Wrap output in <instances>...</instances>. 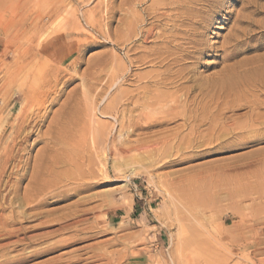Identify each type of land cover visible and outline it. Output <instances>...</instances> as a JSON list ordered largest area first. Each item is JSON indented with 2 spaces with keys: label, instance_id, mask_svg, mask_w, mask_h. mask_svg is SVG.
<instances>
[{
  "label": "rangeland",
  "instance_id": "rangeland-1",
  "mask_svg": "<svg viewBox=\"0 0 264 264\" xmlns=\"http://www.w3.org/2000/svg\"><path fill=\"white\" fill-rule=\"evenodd\" d=\"M186 1L0 0V196L47 202L0 212L31 237L0 261L264 264V0ZM163 98L176 117L143 129Z\"/></svg>",
  "mask_w": 264,
  "mask_h": 264
},
{
  "label": "bare ground",
  "instance_id": "bare-ground-1",
  "mask_svg": "<svg viewBox=\"0 0 264 264\" xmlns=\"http://www.w3.org/2000/svg\"><path fill=\"white\" fill-rule=\"evenodd\" d=\"M184 1V0H183ZM186 1V0H185ZM210 1V0H209ZM175 2V1H174ZM187 2V1H186ZM177 3V2H176ZM208 3V2H207ZM136 4H138V3H136ZM175 4V3H174ZM178 4V3H177ZM180 4H181V2H180ZM182 4H183V2H182ZM186 5H187V3H185ZM192 4V3H191ZM191 4H190V6H191ZM176 5V4H175ZM185 5V6H186ZM205 5V4H204ZM213 5V4H212ZM212 5H211V3L210 4H206V11H207V13L209 12V10L211 9V7H212ZM38 6V5H37ZM159 6V5H158ZM161 6V5H160ZM179 6V5H178ZM181 6V5H180ZM189 6V7H190ZM155 7V6H154ZM162 7V6H161ZM176 7V6H175ZM174 7V8H175ZM159 8V7H158ZM165 8V7H164ZM178 8V7H177ZM179 8H181V7H179ZM185 8V7H184ZM186 8H188V7H186ZM191 8V7H190ZM196 8H197V6H196ZM156 8H154L153 10H155ZM202 9V8H201ZM213 9V8H212ZM158 10V9H157ZM174 10V9H173ZM178 10V9H177ZM181 9H179V11H180ZM184 10V9H183ZM156 11V10H155ZM154 11V12H155ZM171 11V10H170ZM178 11V12H179ZM187 11V10H186ZM146 12H148V11H146ZM151 12V11H150ZM153 12V13H154ZM175 12V11H174ZM173 12V13H174ZM181 12H182V10H181ZM188 12L190 13V11L188 10ZM197 12V11H196ZM156 13V12H155ZM154 13V14H155ZM159 13V12H158ZM161 13H162V11H161ZM177 13V12H176ZM180 13V12H179ZM193 13V12H192ZM201 13V12H200ZM204 13V12H203ZM109 14V13H108ZM160 14V13H159ZM169 14H171V13H169ZM184 14H185V12H184ZM187 15H188V13H186ZM194 15L195 14H197V13H193ZM126 15V14H125ZM177 15V14H176ZM181 15V14H180ZM200 15V14H199ZM204 15V14H203ZM208 15V14H207ZM129 16V15H128ZM130 16H131V14H130ZM156 16V15H155ZM159 16H161V15H159ZM186 15H184V17H185ZM191 16V15H190ZM162 17V16H161ZM184 17H182V19H184ZM189 17V16H188ZM188 17H187V19H188ZM196 17V16H195ZM202 17V16H201ZM204 17V16H203ZM209 17V16H208ZM111 18V17H110ZM127 18V17H126ZM149 18V17H148ZM154 18H156V17H154ZM191 18H192V16H191ZM211 18V17H210ZM181 19V18H180ZM190 19V18H189ZM134 20H136V19H134ZM152 20H153V18H152ZM176 20V19H175ZM192 20V19H191ZM208 19L207 18H205V19H203V21H202V19L201 20H199L198 22H196L199 26H200V28H204L203 26L205 25V23H208ZM136 22H137V20H136ZM178 22V21H177ZM181 22V21H180ZM187 22V21H186ZM191 22V21H190ZM195 22V21H194ZM179 23V22H178ZM189 23V22H188ZM180 24V23H179ZM179 24H177V26L179 25ZM185 24V23H184ZM191 24V23H190ZM220 24V23H219ZM237 24H239V23H237ZM182 25V24H181ZM186 25V24H185ZM189 25V24H188ZM177 26H174V27H177ZM190 26V25H189ZM193 26V25H192ZM195 26V25H194ZM193 26V27H194ZM208 26V25H207ZM222 25H217L215 28H216V30H221V29H223V27H221ZM171 27V26H170ZM191 27V26H190ZM189 27V28H190ZM185 28L187 29V27L185 26ZM185 28H182V29H185ZM199 28V27H198ZM197 28V29H198ZM181 29V28H180ZM191 29V28H190ZM205 29V28H204ZM192 30H193V28H192ZM200 30V29H199ZM175 31V30H174ZM176 31H178V30H176ZM184 31V30H183ZM203 31V30H202ZM152 32V31H151ZM188 32V31H187ZM189 32H191V31H189ZM181 33V32H180ZM184 33V32H183ZM78 34V33H77ZM185 34H187V33H184L183 35L184 36H186ZM193 34V33H192ZM200 34V33H199ZM174 35V34H173ZM189 34H187V36H188ZM166 36V35H165ZM169 36V35H168ZM172 36V35H171ZM183 36V37H184ZM194 37V36H193ZM202 37V36H201ZM164 38V37H163ZM162 38V39H163ZM166 38V37H165ZM169 38H171V37H169ZM175 38V37H174ZM180 38V37H179ZM195 38V37H194ZM200 38V37H199ZM8 39V38H7ZM33 39V38H32ZM176 39V38H175ZM178 39V38H177ZM185 39V38H184ZM198 39V38H197ZM189 40V39H188ZM202 40V39H201ZM174 41V40H173ZM177 41V40H176ZM185 41V40H184ZM161 42V41H160ZM168 42V41H167ZM170 42V41H169ZM201 42H203V41H201ZM24 43V42H23ZM162 43H164V42H162ZM161 43V44H162ZM237 43H239V42H237ZM242 43V42H241ZM169 44V43H168ZM187 44V43H186ZM192 45V49H194L197 53H199V50L198 49H195V48H197V47H200L201 46V44L202 43H200L198 40H193V41H190V43H189V45ZM204 44V43H203ZM202 44V45H203ZM164 45H165V43H164ZM178 45V44H177ZM176 45V46H177ZM181 45V44H180ZM207 45V44H206ZM236 45V44H235ZM15 46V45H14ZM168 46V45H167ZM175 46V45H174ZM205 46V45H204ZM209 46V45H208ZM232 46H234V45H232ZM170 47V46H169ZM3 48V47H2ZM159 48H161V47H159ZM202 48H204L203 46H202ZM236 48V47H235ZM240 48V47H239ZM166 49H167V47H166ZM201 49V48H200ZM168 50V49H167ZM189 50V49H188ZM202 50V49H201ZM208 50V49H207ZM190 51V50H189ZM192 52V51H191ZM8 53V52H7ZM188 53V52H187ZM193 53V52H192ZM196 53V54H197ZM204 53V52H203ZM54 54V53H53ZM192 55V54H191ZM235 55V54H234ZM162 56V55H161ZM26 57V56H25ZM24 57V58H25ZM168 57H170V56H168ZM196 57V56H195ZM199 57V56H198ZM165 58V57H164ZM188 58V57H187ZM192 59H193V57H191ZM145 59V58H144ZM159 59V58H158ZM176 59V58H175ZM175 59H173V62H174V64H175V62H176V60ZM181 59V58H180ZM189 59H190V57H189ZM163 60V59H162ZM142 61V60H141ZM171 61V60H170ZM178 61H180V60H178ZM183 61V60H182ZM147 62V61H146ZM194 62V61H193ZM140 63V62H139ZM210 63V62H209ZM182 64V63H181ZM172 65V64H171ZM190 65V64H189ZM183 67H185V65L183 66ZM183 67H182V69H183ZM184 69H186V68H184ZM62 70V69H61ZM189 69H187V71H188ZM58 71V70H57ZM57 71L55 72V74L53 75V78L52 77H50V75L48 74V73H45L44 71H43V74H42V77H39V81H37V79L36 80H28L27 82H26V84H24V87L22 88V90H23V92L24 91H31V90H34V89H38L40 86H42V85H45V84H47V83H49L50 81H53L54 83L55 82H57V80H56V78H55V76H56V74H57ZM64 71V70H63ZM182 72H183V70H181ZM39 72H42V71H39ZM179 72H180V70H179ZM179 72L177 71V75L179 74ZM182 72H180V73H182ZM163 73V72H162ZM252 73H254L253 75H255L256 76V79L257 80H260L259 82H260V84L262 85V87H261V90L264 92V71L263 72H261V73H259V74H255V72H253L252 71ZM251 73V74H252ZM249 74H250V72H249ZM43 75H46L47 76V78H45V77H43ZM180 75V74H179ZM167 76V75H166ZM175 76V75H174ZM182 76V75H181ZM243 76V75H242ZM178 77V76H177ZM249 77H251L250 75H249ZM149 78V77H148ZM168 78V77H167ZM253 78V77H252ZM183 79H184V77H183ZM235 79V78H234ZM13 80V79H12ZM162 80V79H161ZM194 80V79H193ZM236 80V79H235ZM235 80H231V78H229L228 80H226V81H224L222 84H221V86H222V88H225V89H227V90H231L233 87H235V86H233V84H235V82L237 83V81H235ZM240 80V79H239ZM152 81V80H151ZM164 80H162L160 83H162ZM182 81V80H181ZM159 81H157L156 83H158ZM171 82V81H170ZM170 82H168V85H169V83ZM259 82H258V85H260L259 84ZM8 83V82H7ZM65 83V82H64ZM188 83V82H187ZM163 84L165 85V81L163 82ZM163 84H160V85H158L159 87L161 86V85H163ZM166 84H167V82H166ZM172 84V83H171ZM212 84V83H211ZM246 84V83H245ZM250 84H252V82L250 83ZM249 84V85H250ZM157 85V84H156ZM163 85V86H164ZM188 85V84H187ZM186 85V86H187ZM248 85V84H247ZM254 85H255V83H254ZM257 85V86H258ZM7 86V85H6ZM113 86V85H112ZM152 86H153V84H152ZM183 86V85H182ZM181 86V87H182ZM255 87V88H258V87ZM151 87V86H150ZM157 87V86H156ZM166 87V86H165ZM171 87V86H170ZM237 87V86H236ZM240 87V86H239ZM149 88V87H148ZM176 88V87H175ZM186 88V87H185ZM189 88H191V87H189ZM167 89V88H166ZM179 89H180V86H179ZM182 89V88H181ZM203 89V88H202ZM238 89V88H237ZM249 89V88H248ZM57 90V89H56ZM178 90V89H177ZM191 90V89H190ZM260 90V89H259ZM184 91H186V90H184ZM183 91V92H184ZM198 91H200V90H198ZM253 91V90H252ZM261 91V92H262ZM144 92V91H143ZM187 92H188V90H187ZM186 92V93H187ZM191 92V91H190ZM221 92V91H220ZM246 92L249 94V92L246 90ZM35 93V92H34ZM148 93V92H147ZM180 93V92H179ZM186 93H183L182 94V97H183V105H182V107H184V108H188V106H189V104H188V99H187V97H189L188 96V94H186ZM232 93V92H231ZM246 93V94H247ZM257 93H258V91H257ZM148 94H150V93H148ZM159 94V93H158ZM173 94V93H172ZM177 94V93H176ZM200 94V93H199ZM202 94H203V91H202ZM138 95V94H137ZM207 95H210V93L209 94H207ZM206 95V96H207ZM232 95V94H231ZM243 95V94H242ZM253 95V94H252ZM142 96H143V94H142ZM147 96V95H146ZM192 96H196V94L195 95H192ZM263 96V95H262ZM35 97V96H34ZM135 97V96H134ZM139 97H140V95H139ZM197 97H199V95H197ZM200 97H201V95H200ZM202 97H203V95H202ZM247 97V96H246ZM258 97H259V95H258ZM28 98V97H27ZM31 98H33V97H31ZM28 99L29 101H32V99ZM55 98V97H54ZM133 98V97H132ZM173 98V97H172ZM191 98H193L194 99V97H191ZM236 98V97H235ZM190 99V98H189ZM200 99V98H199ZM256 99V98H255ZM209 100V99H208ZM254 100V99H253ZM257 100H258V98H257ZM151 101V100H150ZM229 101V100H228ZM235 101V100H234ZM239 101V100H238ZM241 101H243V100H241ZM247 101V100H246ZM255 101V100H254ZM51 102V101H50ZM190 102V101H189ZM214 102V101H213ZM120 103V102H119ZM202 103V102H201ZM208 103V102H207ZM236 103V102H235ZM241 103V102H240ZM243 103V102H242ZM249 102L247 101V103H246V105L248 104ZM44 104V103H43ZM209 104V103H208ZM124 105V104H123ZM180 103H179V101H175V99H171V98H163V99H161V100H157L156 102L154 101V103H153V106H152V108H151V110L152 111H158V113H157V115L158 114H164V116L163 117H155V116H153V114L151 115H146L145 116V123H146V127L145 128H143V129H145V130H150L151 128H155V127H161L162 125H164L165 123H169V121L173 118H175L176 116L174 115V114H171V112L172 111H174L175 109H177V108H179L180 106ZM196 105V104H195ZM194 105V106H195ZM242 105V104H241ZM32 106V105H31ZM193 106V107H194ZM120 107V106H119ZM132 107V106H131ZM143 107H145V106H143ZM142 107V108H143ZM198 107V106H197ZM240 107V106H239ZM229 108V107H228ZM247 108H250V107H247ZM127 109V108H126ZM139 109V108H138ZM145 109V108H144ZM189 109V108H188ZM209 109H210V107H209ZM230 109V108H229ZM196 110V109H195ZM195 110H194V112H195ZM259 110H261V111H263L262 113H256L255 111H258L259 112ZM71 111V110H70ZM136 111V110H135ZM144 110H142V112H143ZM146 111V110H145ZM150 111V110H149ZM184 111H187V110H184ZM190 111V110H189ZM193 111V110H192ZM192 111H190L191 113H193ZM214 112V111H213ZM212 112V113H213ZM249 112H252V114H253V112H255L254 113V116H252V117H254L253 119L255 120V121H259V120H264V102H260V103H257L256 104V102H253V103H251V109H250V111ZM121 113V112H120ZM173 113V112H172ZM188 113V112H187ZM209 113H210V110H209ZM216 113V112H215ZM221 113V112H220ZM69 114V113H68ZM117 114V113H116ZM121 115V114H120ZM138 115V114H137ZM33 116V115H32ZM161 116V115H160ZM189 116V115H188ZM195 116V115H194ZM248 116H250V115H248ZM131 117H132V115H131ZM134 117V116H133ZM142 117V116H141ZM182 117H184V116H182ZM186 117H187V115H186ZM192 117V116H191ZM252 117H249V118H252ZM38 118V117H37ZM179 118V117H178ZM207 118H209V117H207ZM44 119V118H43ZM53 119V118H52ZM144 119H142V120H144ZM191 119V121H192V119L194 120V118H189V119H186L185 118V120H190ZM252 119V120H253ZM250 120V119H249ZM251 120V121H252ZM178 121V120H177ZM50 122V121H49ZM138 122H139V120H138ZM141 122V121H140ZM187 122V121H186ZM218 122V121H217ZM142 123V122H141ZM171 123V122H170ZM173 123V122H172ZM194 123V122H193ZM220 123H221V121H220ZM223 123V122H222ZM255 123V122H254ZM261 123V122H260ZM188 124V123H187ZM192 124V123H191ZM216 124V123H215ZM224 124V123H223ZM136 125V124H135ZM166 125V124H165ZM205 125V124H204ZM220 125V124H219ZM218 125V126H219ZM145 126V125H144ZM218 126H216V127H218ZM223 126V125H222ZM221 126V127H222ZM224 126H225V124H224ZM227 126V125H226ZM220 127V126H219ZM220 127V128H221ZM92 128V127H91ZM90 128V129H91ZM214 128V127H213ZM216 129V128H215ZM94 131V130H93ZM177 131V130H176ZM214 131V130H213ZM222 131V130H221ZM154 132V131H153ZM93 134V133H92ZM153 134V133H152ZM249 134V133H248ZM103 135L104 134H100L99 133V137H100V139L103 137ZM151 135V134H150ZM179 135V134H178ZM194 135H195V133H194ZM238 135V134H237ZM160 136V135H159ZM173 136V135H172ZM200 136V135H199ZM240 136V135H239ZM195 137H197V136H195ZM14 138V137H13ZM161 138H162V143L160 142V144H162V145H165L166 144V141H168V139H169V136H164V135H162L161 136ZM152 139V138H151ZM43 141V140H42ZM196 141H198V140H196ZM203 141V140H202ZM27 142V141H26ZM52 143V142H51ZM56 143V142H55ZM159 144V143H158ZM187 144V143H186ZM202 144V143H201ZM19 145V144H18ZM145 145H148V146H145ZM143 144V145H141V148H145V147H154L156 144L154 143H151V142H149V143H147V144ZM162 145H160L159 147H161ZM196 146V145H195ZM200 146V145H199ZM139 147V146H138ZM157 147V146H156ZM9 148V147H8ZM12 149V148H11ZM154 150V149H153ZM15 151V150H14ZM52 152V151H51ZM7 157H9V156H6V158ZM21 162V161H20ZM11 164V163H10ZM49 164V163H48ZM12 166V165H11ZM54 167V166H53ZM102 167V166H101ZM9 168V167H8ZM24 169V168H23ZM103 169V168H102ZM37 170V169H36ZM53 171V170H52ZM13 172V171H12ZM21 173V172H20ZM48 175V174H47ZM18 183V182H17ZM39 187V186H38ZM41 189V188H40ZM39 191V190H38ZM57 194V193H56ZM33 197H34V195H32ZM16 197V196H15ZM33 197H29V196H24V197H22V198H20V199H18V197L17 198H9V197H6V196H0V212H3V211H5V210H7V209H9V211H10V213H12L13 214V208L12 207H14V203L15 202H19V203H22L23 205H25L26 207H27V211H32V210H35V209H37V208H39V207H42V206H44V205H46L47 204V202L46 201H44V200H38L37 198H36V195H35V197L33 198ZM55 198H58V197H56V196H54ZM62 197V196H61ZM41 198V197H40ZM42 199V198H41ZM59 200H60V198H59ZM18 203V204H19ZM21 204V205H22ZM17 205V204H16ZM15 205V206H16ZM24 206V207H25ZM19 207V206H18ZM17 207V208H18ZM24 207H22V208H24ZM16 209V208H15ZM19 210V209H18ZM8 211V210H7ZM14 211H16V210H14ZM17 212V211H16ZM9 213V214H10ZM18 214V212L16 213V215ZM24 217V214L23 213H21V214H19L18 215V217L17 218H12L11 217V219H5V218H3L2 216H1V214H0V229L2 230V231H5V233H6V235H3V236H1L0 235V240H1V244H0V252H2V251H4V250H7L11 245H13V244H18V243H23V242H25V241H27V240H30L31 239V237H25V236H23V237H19V232H18V229L16 228V230H17V233L16 232H13L12 231V229L10 228V227H13V226H16V225H21L20 223L21 222H23L22 220L24 219L23 218ZM40 225V224H39ZM42 225V224H41ZM23 227V226H22ZM62 228V227H61ZM60 228V229H61ZM22 229V228H21ZM24 229V228H23ZM22 229V230H23ZM26 229V228H25ZM27 230V229H26ZM1 232V231H0ZM26 232V231H25ZM3 234V233H2ZM22 235H23V233H22ZM34 242V241H33ZM16 246V245H15ZM13 249V248H12ZM11 250V249H10ZM23 251V250H22ZM8 252V251H7ZM2 254V253H1ZM28 255H29V253H28ZM27 255V256H28ZM26 256V255H25ZM0 258L1 259H3L4 258V255H1L0 256ZM12 259V258H11ZM11 259H7L6 257H5V259L4 260H2V261H0V264H24V263H26L27 262V259H28V257L26 258V257H23V258H20V259H16V260H11ZM15 259V258H14Z\"/></svg>",
  "mask_w": 264,
  "mask_h": 264
}]
</instances>
